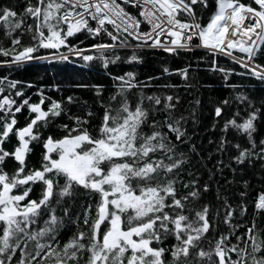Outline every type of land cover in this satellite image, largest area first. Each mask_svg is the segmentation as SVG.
Masks as SVG:
<instances>
[{
  "label": "snow or ice",
  "instance_id": "obj_1",
  "mask_svg": "<svg viewBox=\"0 0 264 264\" xmlns=\"http://www.w3.org/2000/svg\"><path fill=\"white\" fill-rule=\"evenodd\" d=\"M197 5L207 9L208 0H28L20 14L8 6L0 8L3 35L11 38L8 47L0 45V56L5 57L0 59V65L14 66L33 59L67 60L69 55H74L86 64L100 61L114 88L108 104L101 102L104 113L96 138L81 127L87 120L72 116L73 127L68 129L62 124L60 127L67 134L54 139L51 135L42 137L41 133L50 120L65 111L64 102L45 97L38 90L37 102L30 103L25 98L17 104L11 92L18 82L7 81L9 94L0 95V112L4 113L0 116V144L12 133L17 143L10 151L0 146V163L12 158L18 166L11 174L0 167V264H13V261L15 264H45L49 260L52 264H81V261L83 264H164L163 254L169 250L153 247L151 242L159 244L169 234L176 241L170 249V264H264V228L258 229L256 225V214L264 211V191L256 196L252 221L243 233L235 236V243L231 242V237L241 225L231 223L236 208L227 199L215 214L212 206L204 203L190 218L185 205L190 199L197 200L201 193L197 181L192 179L184 182L185 188L191 191L177 194L176 185L182 182L177 178L178 170L188 159L185 153L177 151L179 144L186 142L182 138L188 135L182 126L185 117L174 116L173 101L178 103L179 96L145 95L146 82L136 80L135 72L127 71L118 76L107 72L109 64L115 65L120 57L106 56V51L131 48L133 51L126 63H139L141 57L136 54L137 49L156 48L176 54L182 49L190 50L196 39L199 44L195 46L205 47L214 55L219 51L230 56L245 69V75L264 82V63L256 62L258 56L264 55V0L248 3L214 0V10L206 24L196 15ZM129 6L138 11L133 14L128 11ZM26 17H31L34 25L25 26ZM145 25L147 29L143 30ZM25 27L31 43L17 51ZM82 32L92 37L103 34L110 43L89 44L88 49L94 50L95 56L83 54L85 49L68 43L69 37ZM61 46L67 53L59 51ZM38 49L46 50L48 55L36 56ZM233 49L240 55L234 56ZM162 67L163 74H171L167 66ZM213 69L232 71L216 69L215 63ZM187 70L185 67L172 72L186 80ZM6 79L0 77V81ZM147 79L151 81L152 77ZM50 87L59 90L57 85ZM76 87H90L99 97L104 86L77 84ZM133 90H137L134 104ZM22 94L23 89L15 91L16 97ZM74 99L68 96L64 101L72 103ZM236 99L244 101L247 97L237 93ZM46 100L45 109L42 105ZM161 101L162 108L158 107ZM220 103L226 105L229 101ZM248 104L251 110L245 109L246 116H241L237 110L225 119L221 128V132L234 129L250 145L246 148L238 143L232 145L238 153L232 160L238 164L245 159L251 163L252 157L264 160V137L259 144L254 138L257 132L254 121L259 109H252L251 101ZM22 106L27 107L30 118L22 127H15V116ZM157 111L164 113L163 119L153 120L147 125L150 131H142L149 113ZM221 114L222 107L215 106L214 115ZM170 135L177 144L172 143ZM33 141H42L43 152L39 167L29 168L26 156L32 151L30 142ZM218 143V150L222 151L229 141L221 135ZM190 147L194 150V146ZM60 177L64 181L62 185L57 183ZM37 182L42 188L39 199L26 200ZM77 188L98 194L95 215H91V204L82 208L86 227L77 226L61 245L58 233L71 218V208L64 207L62 216H57L56 211L63 198L68 197L71 203ZM202 190H209L207 182ZM240 195L243 197L244 193ZM237 207L243 216L247 205L242 200ZM191 211L189 208L188 212ZM221 211L225 213L223 223L228 225L229 231L216 235L215 221ZM45 212L47 216L41 222L40 217ZM79 220L78 212L71 223L78 225ZM209 232H212L210 238ZM206 240L207 249L203 246ZM190 256L193 259H189Z\"/></svg>",
  "mask_w": 264,
  "mask_h": 264
},
{
  "label": "trees",
  "instance_id": "obj_2",
  "mask_svg": "<svg viewBox=\"0 0 264 264\" xmlns=\"http://www.w3.org/2000/svg\"><path fill=\"white\" fill-rule=\"evenodd\" d=\"M241 2L248 3L249 0H241ZM27 3L28 0H0V8L8 6L17 14H20ZM208 4L207 9H202L198 5L195 6L196 15L201 18L200 22L202 24L207 23L214 10V0H208ZM128 11L135 14L138 9H133L129 6ZM180 18L183 19L184 17ZM24 23L25 26L28 24L34 25L31 17H26ZM92 26H94V23ZM146 29L147 26H143V30ZM16 34L19 35V31ZM10 42L11 38L4 37L3 27L0 24V45L8 47ZM101 42L110 43L103 34L98 37H92L86 32H82L76 34L74 37L68 38L69 44H77L79 48L85 49L83 54H92L94 56V50L88 49V45ZM30 43L31 38L25 27L17 51ZM192 43L196 45L198 40L194 39ZM59 51L67 53V49L64 46H61ZM132 51L131 48H118L115 52L106 51V56L118 55L120 57L115 65L109 64L107 72L113 76L122 75L127 71L135 72L136 80L146 82V87L143 89L145 95L153 93L160 95L163 93L172 95L173 97L179 96L178 103L175 100L173 101L175 103L174 116L185 117V120L182 121V126L185 127L188 135L182 138L186 142L179 144L177 151L185 153L188 159L182 168L178 170L179 176L177 178L182 182L176 185L177 194L185 195L188 191H191L190 188H185L184 182L191 181L192 179H195L200 186V197L195 201L190 199L185 205V212L190 218L204 203H209L212 206V213L215 214L217 208H223L224 199H227L228 203L233 208H236V214L231 223L233 225H241L231 237V242L235 243V236L243 233L245 227L252 221L256 196L261 191H264V160L252 157L251 163L245 159L239 164L232 160V157L238 154L236 149L232 147L233 144L238 143L241 147L245 148L250 147V145H248L246 138L242 134H238L234 129L229 128L221 132V128L223 127L225 119L229 118L237 110L240 111L241 116H246L247 112L245 109L251 110L248 104V101H251V108L259 109L257 119L254 121L257 129L254 138L257 144H259L260 138L264 137V82L245 75V69L239 64H235L226 55L218 52L214 55L212 51L206 48L182 49L176 54H168L163 49L142 48L136 50V54L141 57L139 63L136 61H132L131 64L126 63L127 57L132 54ZM232 53L236 54L235 56L240 55L239 52L232 51ZM35 55L44 57L48 55V52L44 49H38ZM0 59H5V57L0 56ZM7 59H11V57H7ZM256 62L264 63V55L258 56ZM213 63H215L216 69L224 68L232 69V71L225 73L214 70ZM162 66H167L171 74H163ZM185 67L188 69L186 80H182L180 75L172 72L173 69ZM226 75L227 78H225ZM0 77L7 78L5 81H0V88L3 89L0 95L9 94L8 80L18 82L16 88L11 92L12 98L17 104L25 98L30 103L37 102L40 99L38 90H41L45 97L64 102L65 111L58 117L50 120L49 125L44 127L41 133L42 137L51 135L54 139H58L67 134L60 127L62 124L67 125L68 129L73 127L74 122L70 119L72 116H79L83 120H87V123L81 125V127L86 128L88 133L93 138H96L99 134L98 129L104 113V107L101 102L107 105L110 94L114 92L113 81L106 74V70L101 66L100 61L94 60L86 64L80 57L74 55H69L67 60L33 59L14 66L0 65ZM148 77H152V80L148 81ZM77 84H95L103 85L104 87L102 94L97 97L94 89L90 87H76ZM51 85H57L59 90L50 87ZM164 85H172L173 87L166 88L163 87ZM41 86L43 87L41 88ZM20 89H23V94L20 97H16L15 91ZM135 91L137 90H133V104L135 103ZM237 93H242L247 99L238 101L236 99ZM68 96L75 98L72 103L64 101V98ZM224 100L229 101V103L221 105L220 102ZM47 103L48 101L46 100L42 107L46 109ZM112 106L116 107V104ZM145 106L147 107V103ZM162 106L163 101H161V105L158 107L162 108ZM215 106L222 107V114L219 117L214 115ZM88 113H91V115H88ZM2 115L4 113L0 112V116ZM163 117V112L157 111L155 114L150 112L147 124L144 125L142 131H150L147 125L153 120H162ZM15 118L17 120L15 127H22L27 122V119L30 118L27 107L22 106L21 112L17 113ZM221 135L226 136L229 141V144L222 151L218 150V142ZM188 138H190V141ZM169 139L173 144L178 143L172 135L169 136ZM16 143L17 140L14 133H12L0 146L10 151ZM190 145L194 146V150ZM30 147L32 151L26 156L27 166L29 168L39 167L43 152L42 141L40 143H36L35 141L30 142ZM217 161L220 163L217 164ZM17 166V162L12 158H6L4 162L0 163V167L9 174ZM63 182L62 177L58 178V184L62 185ZM206 182L209 185V190L203 192V185ZM41 190V183H35L32 185L26 200H38ZM241 193H244L243 197H241ZM97 200L98 194L96 192L84 190L83 188L74 189L71 203H69L68 197L63 198L60 207L57 208L56 215L62 216V209L64 207H70L71 218L66 221L65 227L58 233V239L61 245L76 231L77 226L80 229L86 227L83 222L82 208H86L91 204V215L94 216ZM242 200L247 205L246 213L243 216H241L239 208L237 207ZM53 203H55V200H53ZM189 208L192 209L191 212H188ZM78 212L80 213V220L77 225L71 223V219L75 218ZM224 214L221 211L220 215L216 217L215 223L218 228L216 235H219L221 231H229L228 225L223 223ZM46 216L47 212L40 217V221L42 222ZM89 223H91V216ZM126 223L127 221L125 219ZM256 225L258 229L264 228V211L256 214ZM208 236L210 238L212 232H209ZM174 243H176L175 237L171 234L164 237L159 244L155 241L151 242V246L153 247H163L169 250L163 254L164 264H170V249ZM203 246L207 249V240ZM86 255L85 253V258ZM189 259L193 258L190 256ZM13 264H15V261H13ZM45 264H52V262L50 260L45 261ZM81 264H83V261H81Z\"/></svg>",
  "mask_w": 264,
  "mask_h": 264
},
{
  "label": "rangeland",
  "instance_id": "obj_3",
  "mask_svg": "<svg viewBox=\"0 0 264 264\" xmlns=\"http://www.w3.org/2000/svg\"><path fill=\"white\" fill-rule=\"evenodd\" d=\"M198 44H199V41H198V43H197L196 45H198ZM198 47H199V46H195V45H194L192 48H198ZM192 48H191V49H192ZM199 48H201V47H199ZM208 50H209V49H208ZM233 51H235V50H233ZM218 53H219V52H218ZM220 54H222V53H220ZM223 55H224V54H223ZM234 55H236V54H234ZM227 57H229V56H227ZM229 58H230V57H229ZM231 59H232V58H231Z\"/></svg>",
  "mask_w": 264,
  "mask_h": 264
},
{
  "label": "built area",
  "instance_id": "obj_4",
  "mask_svg": "<svg viewBox=\"0 0 264 264\" xmlns=\"http://www.w3.org/2000/svg\"><path fill=\"white\" fill-rule=\"evenodd\" d=\"M201 48H205V47H201ZM207 49V48H206ZM216 52H219V51H216ZM220 53V52H219ZM233 54V53H232ZM225 55V54H224ZM234 55V54H233ZM226 56H228V55H226ZM235 56V55H234ZM230 57V56H229Z\"/></svg>",
  "mask_w": 264,
  "mask_h": 264
},
{
  "label": "bare ground",
  "instance_id": "obj_5",
  "mask_svg": "<svg viewBox=\"0 0 264 264\" xmlns=\"http://www.w3.org/2000/svg\"><path fill=\"white\" fill-rule=\"evenodd\" d=\"M233 50H235V49H233ZM233 50H232V51H233ZM235 52H238V50H235Z\"/></svg>",
  "mask_w": 264,
  "mask_h": 264
}]
</instances>
